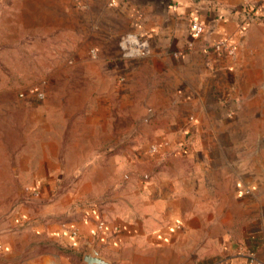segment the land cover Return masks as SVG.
<instances>
[{"label": "crops", "instance_id": "1", "mask_svg": "<svg viewBox=\"0 0 264 264\" xmlns=\"http://www.w3.org/2000/svg\"><path fill=\"white\" fill-rule=\"evenodd\" d=\"M84 12L104 30L99 61L84 58L99 91L84 113L37 108L19 170L84 204L66 220H46L57 197L22 214L0 264H83L91 247L119 264H264V0H88ZM125 32L145 55H121ZM124 98L125 115L111 106Z\"/></svg>", "mask_w": 264, "mask_h": 264}, {"label": "rangeland", "instance_id": "2", "mask_svg": "<svg viewBox=\"0 0 264 264\" xmlns=\"http://www.w3.org/2000/svg\"><path fill=\"white\" fill-rule=\"evenodd\" d=\"M84 11L74 0H0V237L23 225L17 223L22 214L32 219L54 197L59 200L51 206L57 212L47 214L46 220H66L71 204H84V196L71 201L75 197L66 193L43 195L34 181L19 172L26 144L39 135L33 131L37 108L62 106L84 113L85 95L99 91L95 73L91 82L84 79V58L99 61V52L93 57L90 49H98L96 41L104 30L94 21H86ZM92 23L95 25L86 31ZM127 35L136 36L125 32L118 38L121 55H145L122 48ZM113 104L121 107L123 115L130 106L126 98L115 99ZM127 119L121 118L122 125ZM23 234L32 233L25 230Z\"/></svg>", "mask_w": 264, "mask_h": 264}, {"label": "built area", "instance_id": "3", "mask_svg": "<svg viewBox=\"0 0 264 264\" xmlns=\"http://www.w3.org/2000/svg\"><path fill=\"white\" fill-rule=\"evenodd\" d=\"M88 0H74L77 6L85 7ZM189 31L190 35L193 38H197L200 36V34L203 31V25L200 20L196 18H192L189 23ZM122 48L124 50H129L130 53L143 54L146 49V44L144 42L138 41V39L134 35H127L123 38L121 42ZM189 45H192L190 43ZM212 47L214 50L225 52L229 55L234 54V48L230 45H228L224 40H220L217 42H214L212 44ZM90 54L94 57L97 54V51L95 48L90 49ZM40 96L41 93H40ZM152 150H155V147H152ZM101 225V223H100Z\"/></svg>", "mask_w": 264, "mask_h": 264}, {"label": "water", "instance_id": "4", "mask_svg": "<svg viewBox=\"0 0 264 264\" xmlns=\"http://www.w3.org/2000/svg\"><path fill=\"white\" fill-rule=\"evenodd\" d=\"M82 263L83 264H119L112 263L109 260L105 259L101 256L97 250L94 248L87 249L82 255Z\"/></svg>", "mask_w": 264, "mask_h": 264}]
</instances>
